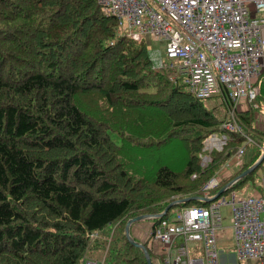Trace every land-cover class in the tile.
Returning <instances> with one entry per match:
<instances>
[{
    "label": "trees",
    "instance_id": "16d2710c",
    "mask_svg": "<svg viewBox=\"0 0 264 264\" xmlns=\"http://www.w3.org/2000/svg\"><path fill=\"white\" fill-rule=\"evenodd\" d=\"M117 28L97 0H0V264H148L126 237L128 220L178 201L151 230L174 210L208 205L202 186L243 143L232 134L201 166L205 139L227 118V91L194 96L169 62L154 66L146 36ZM256 89L237 113L264 146L254 125L264 71ZM261 155L247 144L243 165L209 196ZM260 167L232 189L262 192Z\"/></svg>",
    "mask_w": 264,
    "mask_h": 264
},
{
    "label": "built area",
    "instance_id": "2783aa9c",
    "mask_svg": "<svg viewBox=\"0 0 264 264\" xmlns=\"http://www.w3.org/2000/svg\"><path fill=\"white\" fill-rule=\"evenodd\" d=\"M104 14L118 20L117 35L138 33L166 41L165 53L150 49L155 67L166 62L184 75L189 91L207 98L227 91V118L220 131L204 141L201 166L222 151L232 134H239L234 158L242 165L245 146H264L249 137L238 118L242 100L256 99V81L264 57V0H97ZM240 168V167H239ZM197 175H193L195 178ZM220 181L213 177L202 189L205 197ZM262 192L238 193L232 187L208 205L174 210L161 219L148 236V248L156 264H222L217 231L222 228L221 208H232L235 258L239 263L264 264V172ZM94 232L91 237H97ZM158 244L157 250L155 246ZM191 244V245H190ZM198 253L202 255L199 256ZM84 264H104L87 259Z\"/></svg>",
    "mask_w": 264,
    "mask_h": 264
},
{
    "label": "rangeland",
    "instance_id": "374dc122",
    "mask_svg": "<svg viewBox=\"0 0 264 264\" xmlns=\"http://www.w3.org/2000/svg\"><path fill=\"white\" fill-rule=\"evenodd\" d=\"M146 42H147L148 47H150L152 50L158 49L162 52V54L165 53V48L167 45L166 41L153 40L149 37H146ZM226 116H227V114H226ZM236 144L237 143H235L234 145H236ZM238 145H241V143L237 144L236 146H238ZM252 149H253V146H250L249 151ZM249 151H248V153H249ZM213 153H212V155H213ZM234 153L228 159L234 158V155H235ZM237 163H238L237 161L234 162L235 165H237L238 167H241V165H238ZM260 168L258 169V171L256 173V176H257L256 180H257V178L260 179L262 173L264 172V167H260ZM221 169H222V166L218 169V171ZM259 182H260V180H259ZM254 185H256V183L250 184L249 182H247L245 186L239 187L236 191L238 193H244L245 191L247 192V189H248V190H251L252 193H258V192H256V188H254L255 187ZM251 192H248V193H251ZM171 213L172 212H170V214H169L170 219L174 217V215ZM221 214H222V228L217 231L218 243H219L221 249L223 248L224 251H227L229 253H234L235 240H234V231H233V226H232L233 214H232L231 206L230 205L222 206ZM151 224H152V221H150V220H145L143 222L135 223L131 228L132 236L134 237V235H136L139 230H142V232H146L147 229L150 228Z\"/></svg>",
    "mask_w": 264,
    "mask_h": 264
},
{
    "label": "crops",
    "instance_id": "0c3cea01",
    "mask_svg": "<svg viewBox=\"0 0 264 264\" xmlns=\"http://www.w3.org/2000/svg\"><path fill=\"white\" fill-rule=\"evenodd\" d=\"M262 71H264V57L262 59ZM248 102L246 100H242L239 105V111L247 109ZM255 129L260 137V141L264 142V112L261 111L255 115ZM235 158H230L226 161V163L222 166V169L219 170L216 175L214 176L217 178L218 181H220L223 178L229 177L236 173L239 169L237 165L234 164ZM150 234V228L147 229L146 232H142V230H139L136 235H134V238L141 242H145L148 239V236ZM158 244L155 246V249L157 250ZM221 248V247H220ZM222 250V264H251V262H243L239 263L236 261L235 254L234 253H229L227 251H224L223 248ZM253 264V263H252Z\"/></svg>",
    "mask_w": 264,
    "mask_h": 264
},
{
    "label": "water",
    "instance_id": "95a60500",
    "mask_svg": "<svg viewBox=\"0 0 264 264\" xmlns=\"http://www.w3.org/2000/svg\"><path fill=\"white\" fill-rule=\"evenodd\" d=\"M262 162H264V152L262 153L261 157L258 159V161L256 163H254L251 167H249L248 169H246L244 172H242L240 175H238L235 179H233L231 182H229L228 184H226L223 188H221L218 193L211 197V198H207V197H203L201 198L203 201H206L207 203L214 201L215 199H217L219 196L223 195L225 192H227V190L229 188H231L238 180L246 177L247 175H249L251 172H253ZM177 202H173L171 203L165 210L164 212H162L161 214L158 215H140L134 218H131L130 220H128L126 227H125V233H126V237L129 240L130 243H132L133 245H135L136 247L140 248L146 257V260L148 262V264H154L153 263V259L151 257V254L147 248V246L144 244V242L138 241L136 240L132 234H131V228L133 226V224L141 222V221H145V220H153L155 218H160L163 217L170 208H172L173 206H175Z\"/></svg>",
    "mask_w": 264,
    "mask_h": 264
}]
</instances>
